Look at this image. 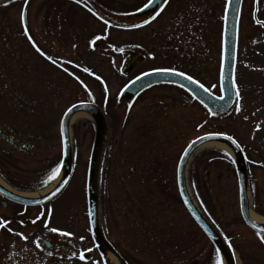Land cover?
I'll return each mask as SVG.
<instances>
[{
	"label": "rangeland",
	"instance_id": "obj_1",
	"mask_svg": "<svg viewBox=\"0 0 264 264\" xmlns=\"http://www.w3.org/2000/svg\"><path fill=\"white\" fill-rule=\"evenodd\" d=\"M87 1L121 14L136 10L148 0ZM183 1L194 3L188 6L187 15L186 4L174 5L173 1L144 29L130 33L111 30L108 40L98 41L110 45V51L86 48L92 39L85 31L95 28L92 20L82 26L81 34L77 33L78 40L69 32L66 41L61 37L60 17H67L73 28L85 14L75 6L61 8L63 0L0 3V131L18 146L24 144L25 150L18 151L0 139V174L20 188L32 190L18 191L7 184L18 193H35L52 182L42 183L52 168L60 166L63 114L76 103L99 99L109 121L99 166L104 160L99 225L101 228L103 224L106 237L114 240L129 264H215L216 250L185 210L177 187L179 159L187 145L200 136L218 133L238 143L247 164L250 209L264 218V0H243L233 76L235 103L226 114L211 117L188 95L166 85L140 94L130 110L124 103H116L128 80L155 69L181 70L213 95H221L218 80L226 0ZM24 5L26 28L34 33L36 46L50 53L57 63L71 61L65 67L84 85L30 51L21 27ZM187 32L194 34L193 38H185ZM180 33L179 39H172ZM74 42L79 51L76 56L71 51ZM126 48L132 51L131 57L125 56ZM136 58L140 59L136 69L124 77L122 67ZM85 68L86 73L105 82L104 98L92 76L84 75ZM69 136L73 171L56 200L41 208L10 205L7 212L0 204V219L10 221L8 227L12 229H0V264H82L78 259L81 251L88 264H104L91 240L87 215L92 120L80 118L70 123ZM219 152L208 147L192 155L186 168L187 189L208 222L228 239L235 263L254 264L256 239L240 216L235 168ZM101 173L99 168L98 176ZM96 185L99 198V177ZM48 209L52 210L50 215ZM11 215L15 219H10ZM37 216L48 223V228L40 220L32 223ZM50 228L59 231L53 233ZM59 232L70 234L63 236L65 242L50 239V234ZM45 239L52 243V250L43 245Z\"/></svg>",
	"mask_w": 264,
	"mask_h": 264
},
{
	"label": "water",
	"instance_id": "obj_2",
	"mask_svg": "<svg viewBox=\"0 0 264 264\" xmlns=\"http://www.w3.org/2000/svg\"><path fill=\"white\" fill-rule=\"evenodd\" d=\"M1 1L3 0H0V2ZM147 4H149V2ZM226 4H228V10L227 12L224 10L223 15L222 61L219 74V88L221 96H223L224 99L221 100L219 97L214 96L210 92H205L203 89L199 88V84H192L181 76L154 71L136 78L123 88L119 94L118 101L121 102L126 100L131 103L140 92L151 86L157 84H171L186 91L208 112L210 116L216 117L227 113L235 102L233 76L237 52L238 21L242 0H231V3L227 0ZM163 6V0H155V2L151 3L147 8L143 6L141 9L134 12L132 16L145 17L132 26L141 25L145 22V20L152 19V16H156ZM256 11L257 10L255 9L253 16L256 15ZM22 13L24 14V22L22 26L25 27L26 7L23 8ZM77 113H84L88 115L94 124V138L89 158L86 182L87 212L90 235L94 246L99 254L102 255L105 264H108L105 260V256L108 254L111 255L118 262V264H127L106 240L99 225V198L97 194L96 179L99 177L98 169L100 168L99 166L107 128L105 118L97 106L88 103H79L73 105L64 113L60 122V178L57 184L49 192L38 198H27L10 191L8 188L0 184V197L4 199L3 203L9 201L22 206L37 207L53 201L58 195H60L69 182L72 174V150L69 136V125L72 116ZM233 141V139H228V136L220 134H209L197 138L183 151L176 170L178 192L184 208L197 227L204 233L216 251L223 258L224 264H235L234 257L229 246L224 242L220 234L210 225L191 199L186 185V168L194 152L201 146L207 143H218L225 147L233 157V164L238 183L239 210L241 218L251 230L264 235V224L255 223L250 216L251 211L248 200L246 161L241 148L236 142L233 143ZM61 180L66 181V183L60 187L59 191H56L61 184ZM53 193H55V195H53ZM90 213L91 218H89ZM44 245L47 248H50V243L47 241H44Z\"/></svg>",
	"mask_w": 264,
	"mask_h": 264
},
{
	"label": "flooded vegetation",
	"instance_id": "obj_3",
	"mask_svg": "<svg viewBox=\"0 0 264 264\" xmlns=\"http://www.w3.org/2000/svg\"><path fill=\"white\" fill-rule=\"evenodd\" d=\"M175 1L173 4L174 5H180V4H186V8L184 13L185 15H187V12L189 9L188 6H190L191 4L194 5L193 2H190V1H183V0H168V3L167 5L163 6V10L159 11V15H156V18L155 19H150V23L153 21V20H156L164 11L167 10L169 4L171 2ZM148 2V1H147ZM147 2H145L144 4H142L140 7H138L136 10H132V11H128V12H124V13H121V14H117L115 13L114 11L112 10H106L104 8H101V7H98L97 4L93 1H87V0H84L82 3H77L76 0H63V2L61 3V8H65L66 5H70V6H75L76 9H79L81 10L82 13H85L86 15H89L86 16L84 14V17L82 16L81 20H80V23L78 25H74L73 28H71V26L74 24V23H67V20L68 18L67 17H60L59 18V21L57 22V24H59L60 26V29L62 31L61 33V37H63V39H65L66 41V36L69 32V34L72 36L73 40H78L77 38V33H80L81 34V31L80 29L82 28V26L84 24H87L88 22H90V20L94 21V26L95 28L93 29H89L88 31H85V34L86 36H89V40L92 39L95 40V44H92L87 42V45H86V48L89 50V51H92V50H97V48L99 47H103L104 49L110 51V45H105L104 43H99L98 41H104V40H108L109 39V35H110V32L111 30L114 31L115 29L117 30H122V31H127V32H136L138 30H141V29H144L148 24L150 23H143L141 24L142 26L141 27H135V26H132L133 24H136L137 22L141 21L145 16L143 17H134L132 16V13H134L135 11H137L138 9H140L143 5H145ZM93 7H97V10L96 9H93ZM89 9H91V11H89ZM64 12V11H63ZM93 12L96 13V15H93ZM184 15V14H183ZM86 16V17H85ZM100 17V18H98ZM107 20L108 21V24H105L104 21ZM177 21V20H176ZM175 21V22H176ZM47 24H52V23H48ZM187 24H188V21H187ZM186 24V28L185 30H188V25ZM174 30H176V27L174 28ZM29 33V32H28ZM94 33V34H92ZM188 34H186V37L185 38H193L194 34H190L189 32H187ZM34 36V33L32 34ZM32 35L29 33V36L32 38ZM182 34H177L175 37H172L173 40H177L180 38ZM85 36V37H86ZM163 36L162 32L159 34V37L161 38ZM168 35H166L165 37H167ZM96 37H99L100 39L99 40H96ZM94 38V39H93ZM27 44L29 46V49L32 53H35L38 57L42 58L44 61H47L49 64H51V66H53L54 68L56 69H59L61 71H63L66 75H68L69 78H71L73 81H75L77 84H81V85H84V83L82 82V80H80V77L79 76H76L75 73H72L70 72L69 70H67V68L65 67V64H71V63H66L64 60H60L59 63L56 64H53L50 62L49 59H46L44 56H41L37 51L36 49L33 47V43L34 40L32 39V42L29 41L28 37H27ZM72 40V41H73ZM35 43V42H34ZM72 44V47H71V51H72V55L73 56H76V54L79 52L77 51L76 49V45L77 42H74V43H71ZM75 47H73L74 45ZM36 45V44H35ZM113 51V50H112ZM123 52H125V56H129L131 57L132 56V51L128 48H126ZM47 56H50V53H46ZM138 57V56H137ZM34 59V58H33ZM140 62V59L136 58V59H133L131 61V63L128 65V66H123L122 69L123 71H120L121 74L124 76V77H129L130 75H132V73L134 72V70L136 69L137 65L139 64ZM46 63V62H45ZM75 69V68H74ZM77 69V68H76ZM157 70V69H155ZM176 71H179V72H183L181 70H177L175 69ZM150 71H154V70H150ZM150 71H146V72H143V73H139L135 76H133L130 80H128V82L125 84V86L127 84H129L130 82H132L134 79H136L137 77H139L140 75L144 74V73H147V72H150ZM71 73V74H70ZM185 73V72H183ZM90 74V76H92L93 74H91L90 72L88 73V75ZM186 74V73H185ZM188 75V74H186ZM95 80L93 81L95 84L97 83H100L102 84L103 87H106V84L104 81H102L100 78L97 79V76L93 75L92 76ZM194 79V78H193ZM195 80V79H194ZM198 82V81H197ZM199 83V82H198ZM200 84V83H199ZM124 86V87H125ZM157 86H161V85H157ZM157 86H152V87H149L148 89H145L142 93L146 92L147 90H150V89H153ZM166 86H171V85H166ZM83 87V86H82ZM172 88H175L177 91L183 93V94H186L188 95L186 92H184L183 90L179 89L178 87H175V86H171ZM140 93V94H142ZM138 94L131 103H129L128 101L126 100H123L122 102H125L124 106L125 108H127L128 110H130L136 100L139 98V95ZM190 97V96H189ZM191 98V97H190ZM88 102V101H86ZM90 103V102H89ZM105 114V117H106V120H107V112L105 111V108H101ZM108 123V128H109V121L107 122ZM0 139L6 143L8 146L12 147V148H15L17 149L18 151H20L22 148L20 146L17 145V143L12 139V138H9L7 136H5L1 131H0ZM58 198V197H57ZM56 198V199H57ZM54 199V200H56ZM53 200V201H54ZM0 204L1 206L3 207V209L7 212V210L9 209V206L12 205V206H19L17 204H14V203H11V202H6V203H3V200L0 199ZM1 216H2V213H1ZM0 216V217H1ZM8 219V218H7ZM10 219H15V217L13 215H11V218ZM253 235L255 236L254 238L256 239L255 240V248L256 249V255L253 257V262L254 264H264V255H260L261 252H263L264 254V243H261L260 241V238L257 236V233L252 231ZM263 235V234H261ZM60 235H56V234H50V239L51 240H55V241H58V242H65L66 238H64L62 236L59 237ZM108 241L115 247L118 249L117 245L115 244L114 240L112 238H107ZM44 241H47L48 243H50V248L49 250H52L53 249V245L52 243L50 242V240L48 239H45ZM43 241V242H44ZM236 264V263H235Z\"/></svg>",
	"mask_w": 264,
	"mask_h": 264
},
{
	"label": "snow or ice",
	"instance_id": "obj_4",
	"mask_svg": "<svg viewBox=\"0 0 264 264\" xmlns=\"http://www.w3.org/2000/svg\"><path fill=\"white\" fill-rule=\"evenodd\" d=\"M77 3H82L83 0H76ZM155 0H149V4H146L144 7L147 8L150 6L151 3H154ZM163 3L164 5L166 6L167 3H168V0H163ZM229 3H231V0H229ZM163 9H161L162 11ZM228 10V4L225 5V12H227ZM89 11H91V9H89ZM93 15H96L95 12H93ZM157 15H159V13H157ZM100 18V17H98ZM156 16H152V19H155ZM24 22V14L21 13V23L23 24ZM105 24H108V21L105 20L104 21ZM144 23H150L149 20H145ZM142 25H135V27H141ZM24 35L28 37L29 41L32 42V38L29 36V33H28V30L27 28L24 29ZM100 38L99 37H96V40H99ZM33 43V47L36 49V51L41 55V56H44L46 59H49L51 63L53 64H57V61L55 59H53L52 57L50 56H47L43 51L40 50V48H38L34 42ZM90 43L92 44H95V40L91 41ZM75 47V45L73 46ZM122 51V50H121ZM66 63H71V61H66ZM85 72L88 71L87 68L83 69ZM157 72H160V73H166V74H171V75H177V76H181L183 77L184 79L188 80L190 83L192 84H197L198 82L196 80H194L191 76L189 75H186L185 73L183 72H179V71H176L175 69H157L156 70ZM71 74V73H70ZM97 79H99V77H97ZM199 88L203 89L205 92H208V89L204 87L203 84H199L198 85ZM233 87H235V84L233 83ZM236 96H237V100H239V92L237 91L236 93ZM219 99H224L223 96L219 97ZM236 111L239 112L240 111V107H239V104H237L236 106ZM228 139H232L231 137H228ZM233 143H235V141H233ZM60 172V168L57 166V167H54L50 170V172L48 173L47 175V180L45 181H42V183H47L48 181L52 180L58 173ZM66 183V181H63L61 180V184L60 186L56 189V191H59L60 190V187L63 186V184ZM53 195H55V193H53ZM51 209H48L47 212L48 214L50 215L51 214ZM43 215V213L41 214ZM89 218H91V213L89 214ZM40 220L41 223L44 224V227L45 228H48V223L46 221H43L41 220V216H37L36 219L32 220V223L33 224H36V222ZM11 222L10 221H6V220H2L0 219V229H7L9 232H12V229L10 227H8V225L10 224ZM49 231L53 232V233H57L59 230L58 229H55V228H50ZM14 235H17V236H20L21 239H27V237H25L22 233H19V232H15L13 233ZM59 235L61 236H68L70 235L69 233L67 232H59ZM257 236L260 238V241L261 243H264V235H261L260 233H257ZM81 239H83V237H81ZM36 247L37 248H40L41 247V243L40 242H37L36 243ZM87 251H91V249H87ZM48 255H52L51 252L48 253ZM78 259L82 262V264H88L87 262V258H86V255H85V252L84 251H81L79 252L78 254ZM215 264H221V260H220V257H219V253H217V256H216V262Z\"/></svg>",
	"mask_w": 264,
	"mask_h": 264
},
{
	"label": "bare ground",
	"instance_id": "obj_5",
	"mask_svg": "<svg viewBox=\"0 0 264 264\" xmlns=\"http://www.w3.org/2000/svg\"><path fill=\"white\" fill-rule=\"evenodd\" d=\"M80 118H88L89 119L88 115H86L84 113H77V114H74L72 116V118L70 120V123H72L74 121H77ZM208 147L217 148L218 150H221L223 152H226L227 154H229L231 156L230 152L225 147H223L222 145H220L218 143H207V144L201 146L199 149H201V148H208ZM199 149H197V150H199ZM96 178H97V175H96ZM57 182H58V179L49 188H47L45 190H42V191H40L38 193H35V194L34 193L33 194L17 193V194L18 195H21L23 197H27V198H38V197H41V196L45 195L47 192H49L56 185ZM0 184L3 185V186H5L6 188H8L1 180H0ZM96 184H97V179H96ZM96 187H97V185H96ZM8 189L10 191H12L10 188H8ZM250 216H251V219L255 223H257V224H264V218H262V217H260V216H258L256 214H254L253 212L250 213ZM105 260H106V262L108 264H118V262L111 255H109V254L105 256Z\"/></svg>",
	"mask_w": 264,
	"mask_h": 264
},
{
	"label": "trees",
	"instance_id": "obj_6",
	"mask_svg": "<svg viewBox=\"0 0 264 264\" xmlns=\"http://www.w3.org/2000/svg\"><path fill=\"white\" fill-rule=\"evenodd\" d=\"M8 0H6V1H4V2H2L1 4H4L5 2H7ZM98 86V88H101V93H102V98L104 97L103 95H104V89L102 88V86L101 85H97ZM90 101L91 102H93V103H96V104H99L100 105V101H99V99L97 100L96 98H92V99H90ZM25 138V137H24ZM25 140V139H24ZM22 149L20 150V151H25L24 150V144L22 145V144H20L19 145ZM220 153V155L222 156V157H224L226 160H228V161H230V163H232L231 162V160H230V158L226 155V154H224L223 152L221 153V152H219ZM0 178L5 182V183H7L8 185H10L12 188H14V189H17V190H20V191H32V190H28L27 188H20V186H18V185H16V184H14V183H11L9 180H7V179H5L6 177L5 176H3V175H1L0 174ZM45 187V186H44ZM43 188V187H42Z\"/></svg>",
	"mask_w": 264,
	"mask_h": 264
}]
</instances>
